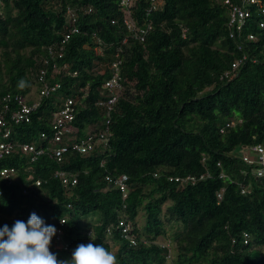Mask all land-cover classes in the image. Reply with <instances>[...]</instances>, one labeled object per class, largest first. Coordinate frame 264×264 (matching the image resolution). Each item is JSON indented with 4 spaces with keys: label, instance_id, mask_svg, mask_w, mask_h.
Here are the masks:
<instances>
[{
    "label": "trees",
    "instance_id": "16d2710c",
    "mask_svg": "<svg viewBox=\"0 0 264 264\" xmlns=\"http://www.w3.org/2000/svg\"><path fill=\"white\" fill-rule=\"evenodd\" d=\"M225 1L164 0L149 16L146 1L137 4L140 23L151 22L153 30L145 43L131 39L123 49L124 90L111 115L108 149L69 152L62 163L42 156L28 165L16 153L1 159L0 169L15 166L19 177L10 186L0 182V229L26 223L33 212L55 228L64 219L62 240L54 236L50 246L59 260L93 243L103 244L117 264H264V178L242 158L247 149L264 147V16L247 6L243 32L231 37ZM75 7L83 14L79 31L63 42L72 25L68 9ZM121 19L118 0H0V102L34 91L45 60L56 59L79 72L52 79L61 82L57 94L88 93L76 124L101 129L104 113L96 102L106 76L93 71L114 60L112 46L127 35ZM21 79L30 87L19 88ZM56 102L46 101L31 124L15 126L14 138L32 142L49 132ZM57 170L76 174L77 185L65 188ZM205 174L195 184L170 181ZM120 175L129 178L126 199L106 182ZM36 179L42 185L24 194ZM121 218L132 223L136 245L123 237Z\"/></svg>",
    "mask_w": 264,
    "mask_h": 264
},
{
    "label": "built area",
    "instance_id": "2783aa9c",
    "mask_svg": "<svg viewBox=\"0 0 264 264\" xmlns=\"http://www.w3.org/2000/svg\"><path fill=\"white\" fill-rule=\"evenodd\" d=\"M147 3L146 16L153 14L163 9L164 0H145ZM119 8L122 13V26L127 31L125 35L115 47V53L113 54L114 60L109 64H105V68L97 67L94 69V73L105 75L106 78L102 81V95L96 102V106L99 107L104 113V120L101 122V129L95 125H87L84 128H80L76 124V114L80 108H87L88 103L83 101L88 93H84L82 97L77 96H59L57 92L61 88V82H52L57 75L78 77L79 72L72 70V64L56 62L54 59L45 60V65L48 67L40 70L37 78V87L28 95H5L0 102V160L10 157L13 154H19L27 160V164L36 163L42 156H48L50 159L55 160L58 163H62L65 155L69 152H77L82 156L92 155L96 150H106L109 147L111 139V115L115 110L117 102L123 94L121 65L122 55L124 47L130 42V40H136L140 43H145L149 34L153 30L151 22L140 23L142 19L138 18L136 11L138 9L137 4L141 0H118ZM225 4H229V22L228 26L231 30L230 36L234 37L237 34L243 32L246 21L250 18V11L247 6H257L262 15L264 16V5L261 0H240L238 4H232L230 0H226ZM90 13V10L86 11ZM81 8H69L68 19L71 20V28L68 33L64 35L63 42L68 41L71 36L78 33L77 21L82 19ZM145 21V18L144 20ZM119 20H113V25H118ZM260 28L264 29V19L259 23ZM185 37V34H184ZM249 41H255L256 36L249 34L247 36ZM98 47L96 48L98 53H102L103 48L101 40H97ZM100 45V47H99ZM111 47V48H112ZM50 53H53V49L50 48ZM49 53V54H50ZM62 58L61 55L58 56ZM246 59V57H244ZM242 61H237L233 64V70L235 71ZM103 66V65H101ZM52 71V72H51ZM225 76H230L227 72ZM85 96V97H84ZM54 100V104H58V108L52 111L48 120L50 127L49 132H41L39 134L40 144L35 141L22 142L14 138V127L17 125L31 124L33 116L40 110L42 106H45V102L49 99ZM47 106V105H46ZM235 121L227 123L226 127L234 126ZM224 132V129L221 130ZM38 141V139H37ZM250 154H254V157ZM243 161L252 167V174L259 179L264 178V147L262 145H256L247 149L243 156ZM105 164L102 161V166ZM19 170L15 166L3 167L0 169V182H4L7 185H13L18 182ZM54 177L59 179L65 188L74 187L78 183V177L74 173H70L64 170H57L54 173ZM209 177V174L202 175L200 178L196 176H187L183 178L172 177L170 181L179 182L181 184H195L197 180ZM128 176L120 175L119 177H106V182L116 189H119L124 199L129 194ZM43 183L42 179H36L32 182L30 187H24L23 193L27 194L30 188L40 187ZM241 192L246 194L248 189L241 185ZM4 194V191L0 189V197ZM222 195L219 194V198ZM65 222V220L63 219ZM65 223L60 222L58 226L56 240H62V226ZM119 228H121L123 237L130 242L131 245H136V238L132 234L133 225L129 220L124 218L120 219ZM249 236L244 235L245 243H247ZM168 246V245H167ZM165 248V246H163ZM171 255V254H170ZM169 255V258L171 257Z\"/></svg>",
    "mask_w": 264,
    "mask_h": 264
},
{
    "label": "clouds",
    "instance_id": "9594fccd",
    "mask_svg": "<svg viewBox=\"0 0 264 264\" xmlns=\"http://www.w3.org/2000/svg\"><path fill=\"white\" fill-rule=\"evenodd\" d=\"M18 87L23 89L30 85L23 79ZM61 223H65L61 219ZM57 229L46 225L32 213L25 223L17 220L9 228L0 229V264H117V258L103 244H80L72 252L71 259L59 260L50 251Z\"/></svg>",
    "mask_w": 264,
    "mask_h": 264
},
{
    "label": "rangeland",
    "instance_id": "374dc122",
    "mask_svg": "<svg viewBox=\"0 0 264 264\" xmlns=\"http://www.w3.org/2000/svg\"><path fill=\"white\" fill-rule=\"evenodd\" d=\"M35 142H36L37 144H40L41 140L38 138V141L35 140ZM250 155H252V156L254 157V154H250ZM142 224H144V222H143V220H142V217H140V226H141ZM112 251H113V253H114V252L116 251V249L114 248Z\"/></svg>",
    "mask_w": 264,
    "mask_h": 264
}]
</instances>
